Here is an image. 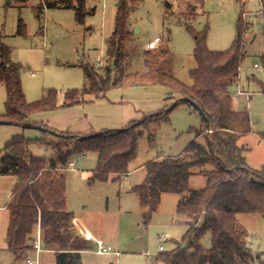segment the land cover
I'll return each mask as SVG.
<instances>
[{"label": "rangeland", "instance_id": "rangeland-1", "mask_svg": "<svg viewBox=\"0 0 264 264\" xmlns=\"http://www.w3.org/2000/svg\"><path fill=\"white\" fill-rule=\"evenodd\" d=\"M40 1L13 0L8 5V0H0V45L10 47L12 60L23 65L21 77L28 102L41 100L47 89L55 88L59 91L61 104L68 90H81L88 84L83 64L101 69L107 66V42L115 29L120 0H86V7L91 13L84 23L77 21L75 10L65 7L46 9L39 17L35 14V7ZM130 5V26L141 44L140 53L132 59L130 72L146 71L143 53L149 49V42L160 38L157 46L165 40L170 47L169 53L162 59V68L187 84H192L190 71L197 66L194 56L196 41L188 25L200 31L209 26L208 47L226 50L237 37L238 20L242 11L245 12L246 59L238 78L242 92L238 93L235 89L234 106L251 114L253 131L241 136L239 143L247 148L248 164L254 169L262 168L264 92L258 81L264 82V68L255 66L256 63L262 64L264 55V14H259L261 1L204 0L201 4V0H131ZM194 6L196 11L192 9ZM21 22L25 25V33L19 31ZM98 59L102 61L100 66ZM171 91L160 83L135 79L113 87L104 97L88 94L86 102L33 113L28 122L36 127L0 123V151L14 135L22 134L31 140L44 141L30 144L35 156L46 160L56 158L58 152L48 142L61 141L62 137L58 134L83 136L124 128L147 114L174 104L176 99L169 96ZM6 99V84L0 81V114L6 112ZM170 118V122L150 129L141 128L138 155L133 165L178 156L195 139L197 134L194 129L204 123L201 114L189 103L176 106ZM151 134L154 135L152 141L149 139ZM200 140L204 142V138ZM83 153H86L85 158L80 157ZM72 159H76V166L71 167L69 163L63 172L67 177L68 207L74 213L77 234L112 246L114 253L119 252V259L112 261L113 264H165L157 259L160 246L172 250L185 234L186 218L177 213V205L189 191L183 194L165 193L151 222L145 224L144 208L132 186L143 181L146 168L133 173L131 179L102 180L95 176V152H76L70 161ZM204 168L211 169L213 166L206 165ZM199 170L196 168L198 173L190 178V190L203 189L207 184L206 174L199 173ZM17 180L16 175L0 174V264H27L25 260L17 261L8 247L11 220L8 205ZM238 218L248 232V242L254 254H260L264 259V215L241 213ZM39 232L36 231L34 239ZM201 243L205 247L212 245L211 232L202 237ZM99 258L102 259L101 256Z\"/></svg>", "mask_w": 264, "mask_h": 264}, {"label": "trees", "instance_id": "trees-1", "mask_svg": "<svg viewBox=\"0 0 264 264\" xmlns=\"http://www.w3.org/2000/svg\"><path fill=\"white\" fill-rule=\"evenodd\" d=\"M130 1L118 3L115 29L107 42V66L101 69L83 64L88 84L81 90H68L61 104L55 88L47 89L41 100L28 102L21 77L23 65L12 60L10 47L1 44L0 81L6 84L7 99L6 112L0 114V120L23 125L33 113L86 102L88 94L104 97L113 87L135 79L169 87L172 90L169 96L173 99L191 98L209 122L201 115L204 123L194 129L197 135L185 151L178 156L148 161L145 179L132 188L144 208L145 224H149L158 211L164 193L189 191L177 205V213L186 218L187 230L174 249L161 251L157 259L165 264H253L256 261L264 264L260 254L255 255L250 247L248 232L238 218L241 213L264 215V165L260 169L252 168L245 155L247 148L239 143L241 136L253 131L252 117L248 110L234 106L235 87L246 59L245 12L242 11L238 20L237 37L226 50L208 47L209 26L200 31L188 25L196 41L197 66L190 71L192 84H187L162 68V59L170 51L165 40L143 53L146 71L130 72L133 57L141 51V44L130 26ZM260 1L264 14V0ZM12 2L8 0V5ZM203 2L201 0V4ZM52 7L75 10L79 23H84L91 13L86 0H41L35 7V14L40 17ZM192 9L196 11L195 6ZM19 28L20 33H25L24 23L21 22ZM261 65L264 68V55ZM258 82L264 92V82ZM181 103H189L199 112L190 102L184 101L147 114L123 129L103 130L83 135L85 137L58 134L61 141L48 142L56 148L58 156L49 160L35 156L30 150L32 142L43 140H31L22 134L8 140L0 151V174L18 177L8 205L11 220L7 234L8 247L16 260L27 259L35 233L40 230L42 248L55 250L57 264H84L82 251L92 244L89 237L75 231L63 168L70 163L72 154L95 152V176L102 180H121L138 155L141 128L150 129L170 122L172 110ZM149 139L152 141L154 135ZM206 165L213 168H204ZM196 168L200 169L199 173L206 174L207 184L203 189L190 190V178L198 173ZM208 232L212 234V245L207 248L201 239Z\"/></svg>", "mask_w": 264, "mask_h": 264}, {"label": "crops", "instance_id": "crops-1", "mask_svg": "<svg viewBox=\"0 0 264 264\" xmlns=\"http://www.w3.org/2000/svg\"><path fill=\"white\" fill-rule=\"evenodd\" d=\"M260 13L261 12H259V14ZM239 84H240V82L238 81L235 89H237V87L240 86ZM133 162L134 161H132V163L130 165L129 173L125 176V177H128V179L129 178L131 179V176L133 175V173L137 172L139 169L145 168V164L147 163L146 162L140 166H136V165H133ZM145 177H146V175L144 174L143 179H141V181L144 180ZM135 185H137V184H135ZM135 185H133L132 188ZM163 195H162V197H163ZM186 228H187V226H186ZM89 238L91 240L92 247L82 251V260H83L84 264H113L112 261H114L115 259H119V257H117V256H119L118 255L119 252H117V254L114 253L113 251L110 253H99L97 251V246L99 245V243L97 241L93 240L91 237H89ZM100 244H102V243H100ZM164 250H166V247ZM100 256L102 257V259L99 258ZM104 260H106V262H104ZM33 262H35L36 264H57L56 252L53 249L44 248V247L38 252L37 249L32 245V248L27 252V259L25 260V263L30 264ZM257 262H259V261H256L253 264H256Z\"/></svg>", "mask_w": 264, "mask_h": 264}, {"label": "built area", "instance_id": "built-area-1", "mask_svg": "<svg viewBox=\"0 0 264 264\" xmlns=\"http://www.w3.org/2000/svg\"><path fill=\"white\" fill-rule=\"evenodd\" d=\"M159 41H160V38H157L155 41L149 42L147 44L148 48L157 47ZM101 64H102V61L100 59H98V65L100 66ZM255 66L256 67H261L262 65L259 64V63H256ZM236 90H237L238 93L242 92L239 87H237ZM236 90H235V93H236ZM80 157L85 158L86 157V153H83ZM70 166L71 167L76 166V159H72L70 161ZM32 244L37 249L38 252L42 249V242H41V234H40V232H39L38 236L33 240ZM164 249H165L164 245H161L160 246V250L163 251ZM97 251L99 253H110V252H112V247L104 245V244H99L97 246Z\"/></svg>", "mask_w": 264, "mask_h": 264}, {"label": "water", "instance_id": "water-1", "mask_svg": "<svg viewBox=\"0 0 264 264\" xmlns=\"http://www.w3.org/2000/svg\"><path fill=\"white\" fill-rule=\"evenodd\" d=\"M168 6H170L171 4L168 2L167 3ZM139 28H137V31H138ZM184 101H188L190 102L196 109L199 110L200 114L206 119L207 122H209L208 120V117L206 116V114L204 113V111L201 109V107L195 102L193 101L191 98L189 97H180L179 99L176 100V102L174 103V105L180 103V102H184ZM172 107V106H171ZM0 123H4V124H12V121H9V120H0ZM24 126L26 127H36L34 124L30 123V122H26L23 124ZM41 129L45 130V131H49L53 134H58L57 132L55 131H52V130H49L47 128H44V127H41ZM123 129V128H121ZM79 137H85V136H79Z\"/></svg>", "mask_w": 264, "mask_h": 264}]
</instances>
